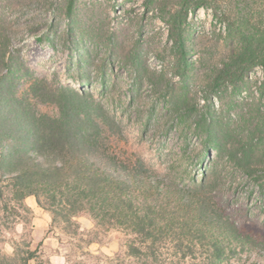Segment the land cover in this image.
Here are the masks:
<instances>
[{"label":"rangeland","instance_id":"obj_1","mask_svg":"<svg viewBox=\"0 0 264 264\" xmlns=\"http://www.w3.org/2000/svg\"><path fill=\"white\" fill-rule=\"evenodd\" d=\"M67 3L0 0V36L10 37L9 58L15 66L13 74L5 69L1 74L12 92L11 102L38 115L59 116L56 104L31 95L33 78L91 93L120 124L117 147L122 158H140L151 171L182 187L193 186L206 175V191L217 210L238 227L245 242L222 264H264V188L236 160L232 149L235 140L247 147L257 144L255 125L264 124L262 67L251 71V82L243 91L225 87L219 97L212 93L207 108L201 99L205 87L200 72L190 80L186 108L179 99L186 84L174 73L177 58L159 1L146 7V0H76L71 14ZM188 20L192 59L199 60L209 49L221 58L225 24L207 7L190 13ZM135 60L142 75L135 74ZM197 101L201 112H190ZM205 109H218L219 119L233 134L225 140L222 154L216 145L209 150L211 143L196 131ZM13 196L5 188L0 197L3 255L12 256L29 245L37 251L32 264H203L207 258L199 250L196 257L180 258L170 246L155 260L133 258L123 232H100L95 237L89 233L94 221L83 213L77 218L80 233L71 236L52 224L50 211L39 206L44 211L36 213L26 201L29 196L22 203ZM46 212L50 222L36 235V219L43 220Z\"/></svg>","mask_w":264,"mask_h":264},{"label":"trees","instance_id":"obj_2","mask_svg":"<svg viewBox=\"0 0 264 264\" xmlns=\"http://www.w3.org/2000/svg\"><path fill=\"white\" fill-rule=\"evenodd\" d=\"M75 1L68 0L69 14ZM154 1L160 2V17L169 28L177 58L174 73L186 84L179 96L186 108L190 80L200 72L204 108L211 94L219 97L225 87L246 89L256 67H262L264 76V0H146V7ZM201 7L210 8L225 24L221 58L209 49L199 60L192 59L188 17ZM10 43L9 36H0V148L5 144L0 151V197L5 188L19 203L34 196L39 206L51 212L52 224L71 236L80 233L77 218L85 213L94 221L91 235L123 232L127 253L137 259L155 260L170 246L180 258L196 257L199 250L207 256L203 264H222L238 245H245L238 227L217 210L206 191V175L193 186L182 187L151 171L140 158H122L117 147L120 124L91 93L33 78L31 95L56 104L59 116L38 115L15 106L1 76L4 69L14 72ZM134 71L142 75L137 62ZM199 104H191L189 111L199 112ZM217 110L200 113L195 128L211 143L209 150L216 145L222 154L225 140L233 134ZM254 132L259 135L255 146L235 140L232 149L236 160L264 188V148H257L264 147V124L258 122ZM36 253L29 245L12 256L0 253V264H32Z\"/></svg>","mask_w":264,"mask_h":264},{"label":"crops","instance_id":"obj_3","mask_svg":"<svg viewBox=\"0 0 264 264\" xmlns=\"http://www.w3.org/2000/svg\"><path fill=\"white\" fill-rule=\"evenodd\" d=\"M27 200H29L30 202H31V204H32V209L37 213V211L38 210H40L41 208L39 207V205H38V203L36 202V199H35V197L34 196H29V197H27V199H26V201ZM41 211H44V210H42L41 209ZM50 222V216L47 214V212H46V214H44V219L43 220H41V219H36V230H35V232H36V235H37V233H38V235H39V233H41L42 231H44V229L48 226V223Z\"/></svg>","mask_w":264,"mask_h":264}]
</instances>
